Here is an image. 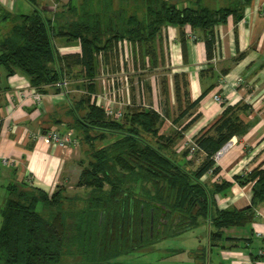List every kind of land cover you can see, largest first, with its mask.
<instances>
[{"label":"trees","instance_id":"obj_1","mask_svg":"<svg viewBox=\"0 0 264 264\" xmlns=\"http://www.w3.org/2000/svg\"><path fill=\"white\" fill-rule=\"evenodd\" d=\"M73 1L53 20L37 6L27 15L0 8V65L9 75L23 72L40 94L48 93V88L67 90L56 85L68 82L78 67L86 77L94 76L96 55L125 40L140 58L156 60L155 39L167 25L202 30L211 56L215 28L230 16L237 18L242 3L237 0L212 10L201 6V0H185L196 8H180L170 0H142L146 19L141 21L123 7L114 10L113 0H83L80 9ZM57 41L80 45L82 54L62 56ZM248 109V105L227 107L194 140L193 153L191 145L177 155L175 148L184 136L162 134L164 121L156 111L129 108L116 118L90 95L82 96L73 104L74 122L69 126L82 150L77 182L81 192L70 198L63 187L50 194L29 184L8 186L0 208V264H66L70 256L77 258L71 264H113L204 223L210 226L211 246L217 245L223 229L246 225L252 216L217 210L215 197L229 183L211 189L203 179L220 173L216 155L247 131L240 113ZM190 155L200 158L198 167H193ZM236 180L246 183L244 176ZM248 180H257L255 197L264 200V170L253 172ZM67 201L71 207L66 208ZM163 209L167 215L161 224ZM196 256V264H207L206 249Z\"/></svg>","mask_w":264,"mask_h":264},{"label":"crops","instance_id":"obj_2","mask_svg":"<svg viewBox=\"0 0 264 264\" xmlns=\"http://www.w3.org/2000/svg\"><path fill=\"white\" fill-rule=\"evenodd\" d=\"M170 1L180 8H196L190 1ZM236 1L201 0V6L220 10ZM83 2L74 0L73 6L80 9ZM67 3L0 0V8L27 15L37 6L53 20L68 9L64 7ZM122 7L145 21L142 0H113L114 10ZM193 31L190 27L164 26L154 43L156 60L140 58L127 40L119 42L113 50L96 55L94 76L86 77L78 67L67 76V90L59 93L48 88V93L41 94L40 104L34 99L36 89L23 72L9 75L0 65V200L5 198L7 187L15 184H29L52 194L78 172L81 148L59 147L45 135L57 131L71 132L75 137L69 129L74 122L73 104L84 95H90L98 106L108 104L116 111H156L164 121L162 134L182 132L184 136L175 148L177 155L210 129L227 107L248 105V111L240 113L247 131L216 155L220 173L207 175L203 181L211 189L214 184L229 183L215 197L217 210L245 211L251 220L223 229L221 242L213 247L210 226L204 223L200 227L206 230L204 242L199 238L196 248L173 251L171 256L187 253L186 263L172 264H196L197 253L206 249L207 264H264V200L255 197L257 180H248L253 172L264 170V0H242L239 16H230L215 28L211 56L206 34L200 29ZM57 47L62 56L82 54L80 45L57 41ZM80 72L81 76H75ZM238 79H243L241 85H237ZM216 96L223 97L224 104L216 102ZM193 162V167H198L200 159ZM237 176H244L246 183L236 180Z\"/></svg>","mask_w":264,"mask_h":264},{"label":"rangeland","instance_id":"obj_3","mask_svg":"<svg viewBox=\"0 0 264 264\" xmlns=\"http://www.w3.org/2000/svg\"><path fill=\"white\" fill-rule=\"evenodd\" d=\"M69 2L70 0H66ZM3 29V28H2ZM80 148V147H79ZM192 160H198V157L193 155L190 156ZM200 159V158H199ZM81 168L79 166L78 172H75L72 177L68 178L67 182L62 184L61 187L65 189V195L68 197H76L80 194L81 190L77 188V182L79 179ZM2 193L0 192V196ZM5 198L0 200V208L3 207L5 199L8 197V193L5 191ZM66 208L71 207L70 203L67 201L65 204ZM79 207V206H78ZM0 227H1V218H0ZM202 228H196L194 230L186 231L179 235L173 236L171 238L157 241L154 245H147L142 250H137L131 253L128 256L122 257L116 261H113V264H172V263H186L188 259V254H177L171 256V252L180 251L181 249H187L191 251L197 247V244L201 241L204 242L206 230H201ZM188 259V260H187ZM77 262V258L74 256L67 257L66 264H71Z\"/></svg>","mask_w":264,"mask_h":264},{"label":"built area","instance_id":"obj_4","mask_svg":"<svg viewBox=\"0 0 264 264\" xmlns=\"http://www.w3.org/2000/svg\"><path fill=\"white\" fill-rule=\"evenodd\" d=\"M11 1H13V0H11ZM242 82H243V79H238L237 85H241ZM67 86H68V82L58 83L56 85V87H58V88H67ZM34 99L36 100V102H38L40 104L42 99H43V96L40 93L36 92L34 94ZM215 100H216V102H218L220 104H224V99L221 96H216ZM104 108H105L107 114L110 115V116H113V117H116V118H122L124 116V111H122V110H117L116 111L115 109H113L108 104H105ZM45 138L49 142H51L52 144L57 145V146L62 147V148L69 147V146H75L77 148L80 147L78 140L72 135L71 132H68V133L64 134V133H61V132L53 131V132L47 133L45 135ZM195 150H196V147H194V145H193L192 153ZM5 163L7 164V161H5Z\"/></svg>","mask_w":264,"mask_h":264},{"label":"water","instance_id":"obj_5","mask_svg":"<svg viewBox=\"0 0 264 264\" xmlns=\"http://www.w3.org/2000/svg\"><path fill=\"white\" fill-rule=\"evenodd\" d=\"M167 215V212L163 209V214H162V222H161V224L163 223V221H164V218H165V216Z\"/></svg>","mask_w":264,"mask_h":264}]
</instances>
